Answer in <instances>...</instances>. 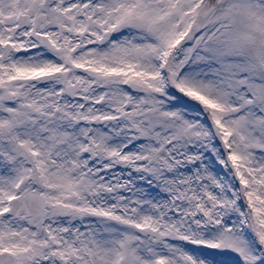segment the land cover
I'll return each mask as SVG.
<instances>
[{"label":"snow or ice","instance_id":"obj_1","mask_svg":"<svg viewBox=\"0 0 264 264\" xmlns=\"http://www.w3.org/2000/svg\"><path fill=\"white\" fill-rule=\"evenodd\" d=\"M0 264H264V0H0Z\"/></svg>","mask_w":264,"mask_h":264}]
</instances>
